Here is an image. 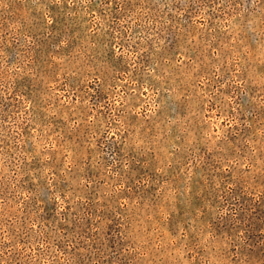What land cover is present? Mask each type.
Returning <instances> with one entry per match:
<instances>
[{
	"label": "rangeland",
	"instance_id": "rangeland-1",
	"mask_svg": "<svg viewBox=\"0 0 264 264\" xmlns=\"http://www.w3.org/2000/svg\"><path fill=\"white\" fill-rule=\"evenodd\" d=\"M0 264H264V0H0Z\"/></svg>",
	"mask_w": 264,
	"mask_h": 264
}]
</instances>
